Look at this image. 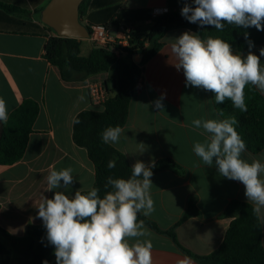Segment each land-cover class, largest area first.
I'll list each match as a JSON object with an SVG mask.
<instances>
[{"label": "crops", "instance_id": "crops-1", "mask_svg": "<svg viewBox=\"0 0 264 264\" xmlns=\"http://www.w3.org/2000/svg\"><path fill=\"white\" fill-rule=\"evenodd\" d=\"M48 2L0 0L1 4L13 7L9 10L0 6V98L7 102L9 115L26 99L33 100L39 107L23 157L12 165H0V227L14 238L23 237L29 226L43 224L37 218L36 206L41 194L48 198L53 196V192L46 191V177L51 170L74 169L76 179L67 193L69 195L79 188L87 192L93 187L94 166L86 149L73 142V122L82 111L104 109L92 106L87 86L91 82L104 85L108 81L106 86L111 89L112 82L109 79L114 76L112 72H103L84 81L66 82L61 79L57 67L51 65L43 55L44 45L53 35L40 22V12ZM184 2L88 0L80 20L86 26L105 24L114 34L117 26L129 25L111 24L119 9H148L152 12L165 9L167 12L170 8L182 7ZM148 25L145 23L142 26ZM185 31L195 32L177 28L168 30L162 36L160 50L145 63L137 81L136 93L129 103L127 120L123 126L125 135L121 136L118 143L108 145L121 153L130 167L137 160L149 163L154 159L155 164L172 160L183 169V173L164 170L153 174L151 196L155 211L146 218L156 223L161 231L174 228L178 242L193 255L207 256L219 248L233 219L224 214L229 202H248L242 183L221 177L215 163L211 167L205 166L193 152L194 143L203 141L204 137L192 128V120L223 118L212 111L215 107L210 92L185 87L183 70L177 71L171 63L168 50L171 38ZM87 41L89 53L92 45ZM231 46L234 52L245 56L248 54L249 48L238 51L235 44ZM260 48H264V43L252 47L251 51L259 56ZM134 58L141 61L136 55ZM260 59L264 63V57ZM162 95L164 107L160 111L152 107L151 103ZM80 97H84V100L81 101ZM3 126L4 123H0V135ZM141 143L147 148L143 154L138 153ZM262 153L264 150H247L244 158L249 161L261 158L264 162ZM189 201L194 203L198 215L176 225ZM146 227L152 233L149 239L153 244V264H177L178 260L190 257L181 252L168 235ZM261 242L264 246L262 223ZM0 243L9 252L8 257L13 258L12 244L2 234ZM190 258L194 264H199L196 259Z\"/></svg>", "mask_w": 264, "mask_h": 264}, {"label": "clouds", "instance_id": "clouds-1", "mask_svg": "<svg viewBox=\"0 0 264 264\" xmlns=\"http://www.w3.org/2000/svg\"><path fill=\"white\" fill-rule=\"evenodd\" d=\"M181 15L189 23L212 26L217 31H223L225 24L264 31V0H185ZM244 36L249 46L246 56L211 35L203 39L198 33L185 31L171 38V63L177 71L183 70L185 87L211 92L216 104L228 100L235 109L247 112L246 86L252 85L264 94V63L260 59L264 48L256 55L251 51L254 44L248 33ZM79 99L83 101L84 97ZM163 99L162 95L151 106L163 110ZM217 115L223 116V112ZM8 119L7 102L0 98V123L6 124ZM237 124L235 116L192 120V128L204 137L194 143L193 152L203 165L211 167L215 163L221 177L243 184L253 215L264 224V162L261 158H244L246 143L236 130ZM122 135L123 127L109 126L102 131L101 139L105 144H115ZM146 150L143 143L139 144V154ZM261 155L264 157V153ZM155 166L154 159L149 163L137 160L128 178H107L102 197L97 187L67 194L76 179L74 169L51 170L46 191L53 196L41 194L36 208L37 218L46 229L45 239L54 247L56 264H153L152 233L139 216L149 217L155 211L151 196ZM43 264L49 262L44 260ZM177 264L194 261L186 256Z\"/></svg>", "mask_w": 264, "mask_h": 264}, {"label": "trees", "instance_id": "trees-1", "mask_svg": "<svg viewBox=\"0 0 264 264\" xmlns=\"http://www.w3.org/2000/svg\"><path fill=\"white\" fill-rule=\"evenodd\" d=\"M87 2L88 0H84L80 4L79 17H82ZM0 6L9 10L13 9L1 3ZM182 7L170 8L166 13L156 16H153L152 11L148 9H119L115 19L111 20V24L125 23L134 27L129 47L122 49L123 56H116L109 48L92 46L88 55L83 57L81 41L75 38L59 37L54 33L44 45V58L57 67L63 81H84L92 75L103 72H112L114 75L109 79V82H112L111 89L106 86L108 81L104 84L108 93L104 109L82 111L76 115L73 122V142L86 149L95 170L93 187L100 189L101 197L105 193L104 185L108 177L128 178L132 171L121 153L102 142L101 133L109 126L123 127L125 125L129 103L136 93V84L142 74L143 66L160 50V39L165 32L177 28L190 29L200 34L203 39L211 35L235 44L238 51L249 48L248 41L245 40V32L248 33V39L254 46L264 43V31H258L254 27L243 29L225 24L223 31H217L212 26L200 27L189 23L181 15ZM145 23L149 25L142 26ZM44 27L53 32L49 27L45 25ZM138 54L141 55V61L135 63L132 57ZM210 94L216 112H223L221 116L223 119L235 116L238 120L235 127L245 141L247 150L251 152L264 150V96L254 86H246L245 103L248 110L242 113L232 106L231 101L226 100L223 104H216L213 94L211 92ZM38 112V104L31 99H26L9 115L0 135V165H12L23 157ZM110 163L114 164V167H109ZM164 170L183 173V169L172 160L159 161L152 169L153 174ZM224 214L233 219L219 248L207 256L193 255L184 248L178 242L174 228L161 231L156 223L142 214L139 219L143 220L149 228L168 235L181 252L196 259L199 264H264L261 223L253 215V206L240 200H232ZM196 215L198 210L194 203L189 201L185 213L176 225ZM0 234L10 241L14 251V257L11 260L6 247L0 243V264H12V262L43 264L44 260H47L49 264H56L54 247L45 239L46 229L43 224L29 226L21 238L11 237L1 227ZM2 257L5 258L1 259Z\"/></svg>", "mask_w": 264, "mask_h": 264}, {"label": "water", "instance_id": "water-1", "mask_svg": "<svg viewBox=\"0 0 264 264\" xmlns=\"http://www.w3.org/2000/svg\"><path fill=\"white\" fill-rule=\"evenodd\" d=\"M84 0H49L40 12V22L49 27L54 34L79 41L89 39V30L79 17V7ZM65 26H67L65 28ZM141 58V55H136ZM135 63L139 59L134 58ZM14 264V262H12Z\"/></svg>", "mask_w": 264, "mask_h": 264}, {"label": "built area", "instance_id": "built-area-1", "mask_svg": "<svg viewBox=\"0 0 264 264\" xmlns=\"http://www.w3.org/2000/svg\"><path fill=\"white\" fill-rule=\"evenodd\" d=\"M166 10H155L153 16L165 13ZM89 42L92 46L100 48H109L116 56H123V48L129 47V40L134 27L131 25H119L114 34H111L109 28L105 24H88ZM88 95L92 106L104 107V103L108 98L107 90L104 85L99 82H91L87 86Z\"/></svg>", "mask_w": 264, "mask_h": 264}, {"label": "rangeland", "instance_id": "rangeland-1", "mask_svg": "<svg viewBox=\"0 0 264 264\" xmlns=\"http://www.w3.org/2000/svg\"><path fill=\"white\" fill-rule=\"evenodd\" d=\"M112 31H114V30L112 29ZM88 47H89L88 41H87V39H84L82 42V47H81V49H82L81 50V56L86 57L88 55ZM9 259L12 260V258H10V257H9Z\"/></svg>", "mask_w": 264, "mask_h": 264}]
</instances>
